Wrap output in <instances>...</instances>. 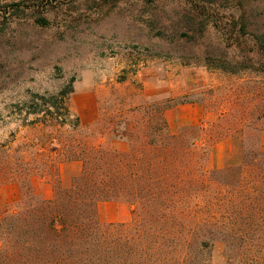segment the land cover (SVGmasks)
I'll return each instance as SVG.
<instances>
[{
	"label": "rangeland",
	"instance_id": "374dc122",
	"mask_svg": "<svg viewBox=\"0 0 264 264\" xmlns=\"http://www.w3.org/2000/svg\"><path fill=\"white\" fill-rule=\"evenodd\" d=\"M233 4L0 0V209L18 210L27 188L38 199L52 198L49 165L62 162L71 147L80 152L86 144L101 143L127 151L125 123H138L140 107H149L153 116L160 109L200 104L208 145L242 127L233 117L235 108L248 111L247 121H252L249 114L264 96V77L206 66L225 67L229 60L242 61L253 47H264V0L245 3L243 13L234 11ZM47 109L64 115L67 125L46 115ZM220 115L222 134L217 136ZM74 118L80 125L76 132L70 126ZM243 130L236 135L241 154L255 149L257 137L264 152V129L260 134ZM199 135L198 130L187 132L188 140ZM227 139L212 153L213 167L235 160V141ZM23 164L36 165L25 179ZM79 170L80 163H60L63 186ZM130 216L124 200L99 206L102 224L127 223ZM223 254L222 245L215 243L211 264H225Z\"/></svg>",
	"mask_w": 264,
	"mask_h": 264
},
{
	"label": "trees",
	"instance_id": "16d2710c",
	"mask_svg": "<svg viewBox=\"0 0 264 264\" xmlns=\"http://www.w3.org/2000/svg\"><path fill=\"white\" fill-rule=\"evenodd\" d=\"M250 1L233 0L231 8L243 13ZM260 46L242 61L206 66L264 77ZM259 97L249 114L252 121L248 111L235 108L233 117L242 127L233 134L242 135L244 128L263 131L264 96ZM60 108L69 115L64 102ZM160 110L152 116L149 107H140L139 124L125 123L130 142L125 152L101 143L86 144L80 152L71 147L60 163H80V170L67 186L60 181V163L50 164L52 198L38 199L27 188L18 210L0 209V264H211L215 243L223 247L225 264H264V152L258 135L255 149L242 152L237 165L211 169L212 144L204 141L203 124L173 134L166 109ZM45 114L67 125L58 111ZM222 116L215 124L217 136ZM70 126L76 132L79 119ZM194 130L200 135L188 140L187 132ZM35 166L23 164V179ZM110 200L130 205L127 223L100 222L98 205Z\"/></svg>",
	"mask_w": 264,
	"mask_h": 264
},
{
	"label": "crops",
	"instance_id": "0c3cea01",
	"mask_svg": "<svg viewBox=\"0 0 264 264\" xmlns=\"http://www.w3.org/2000/svg\"><path fill=\"white\" fill-rule=\"evenodd\" d=\"M203 117H204V109L200 104H197V103L188 104V105H179V106L168 108L164 111V118H165V121L170 131H172L173 128L181 129L184 127L200 126L204 119ZM226 139L227 138L223 139V141L220 140L211 145L210 153H209V168L222 169L226 167L235 166L239 163V160L241 157L240 142L237 136L233 135V136H229L227 140L235 141V148H234V151H233L234 153L232 156L235 158V160L231 162L226 161L218 167H213L211 165L212 153H214V151L217 150V147L223 144L224 141H226ZM119 144L116 143L117 146ZM120 145L122 146V144ZM100 204L98 205V210H99Z\"/></svg>",
	"mask_w": 264,
	"mask_h": 264
}]
</instances>
